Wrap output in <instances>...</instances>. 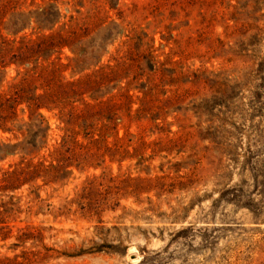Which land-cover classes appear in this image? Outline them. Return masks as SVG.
<instances>
[{
	"label": "rangeland",
	"instance_id": "374dc122",
	"mask_svg": "<svg viewBox=\"0 0 264 264\" xmlns=\"http://www.w3.org/2000/svg\"><path fill=\"white\" fill-rule=\"evenodd\" d=\"M8 1L0 104L42 69L82 85L0 114V264H264V0ZM37 7L50 31L14 28Z\"/></svg>",
	"mask_w": 264,
	"mask_h": 264
},
{
	"label": "trees",
	"instance_id": "16d2710c",
	"mask_svg": "<svg viewBox=\"0 0 264 264\" xmlns=\"http://www.w3.org/2000/svg\"><path fill=\"white\" fill-rule=\"evenodd\" d=\"M15 9L16 5H12V2L8 1L3 5H0V14H3V12L7 10L14 11ZM59 17V12H53L51 7H37L35 10L29 11L28 13H15L13 15V26L14 28L17 27L16 25H18V21L24 19L25 26H30L33 23L39 30L49 27L48 30L50 31ZM23 29L24 28L16 31L15 34L23 31ZM87 33V28L80 27L70 29L64 33L50 34L49 36L38 38L36 41L22 42L21 47L17 50V54H14V57H26L29 59L43 51L61 49L63 47L73 48L80 44L81 39L84 38ZM8 50L9 51L6 52H11V49ZM35 81L40 82V86L44 90V93L42 95L30 96L29 92L32 90ZM81 85V82L62 84L58 79L57 71L55 69H42L36 77L28 75L19 85L12 88V95L9 98L4 99L0 104V114L5 111H11L13 105L18 102H25L28 105V108L32 111L52 105L64 106L68 102V96L71 93L75 94L76 88H79ZM82 117L83 115L80 113L76 118L79 119ZM5 119L6 117L3 118V120ZM63 143L66 145L67 141L64 140ZM24 174L25 171L23 170L5 174L1 183H16Z\"/></svg>",
	"mask_w": 264,
	"mask_h": 264
}]
</instances>
